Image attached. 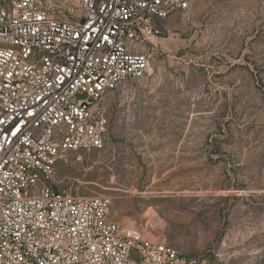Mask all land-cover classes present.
Masks as SVG:
<instances>
[{
    "label": "rangeland",
    "instance_id": "rangeland-1",
    "mask_svg": "<svg viewBox=\"0 0 264 264\" xmlns=\"http://www.w3.org/2000/svg\"><path fill=\"white\" fill-rule=\"evenodd\" d=\"M187 1L142 46L148 74L104 98L107 147L59 181L198 264H264V0Z\"/></svg>",
    "mask_w": 264,
    "mask_h": 264
},
{
    "label": "built area",
    "instance_id": "built-area-1",
    "mask_svg": "<svg viewBox=\"0 0 264 264\" xmlns=\"http://www.w3.org/2000/svg\"><path fill=\"white\" fill-rule=\"evenodd\" d=\"M187 6L0 0V264H198L58 177L66 155L107 147L104 98L148 74L155 22Z\"/></svg>",
    "mask_w": 264,
    "mask_h": 264
}]
</instances>
